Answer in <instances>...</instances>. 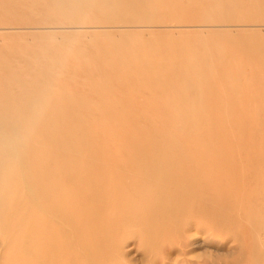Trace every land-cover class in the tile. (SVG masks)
Here are the masks:
<instances>
[{
	"label": "rangeland",
	"instance_id": "1",
	"mask_svg": "<svg viewBox=\"0 0 264 264\" xmlns=\"http://www.w3.org/2000/svg\"><path fill=\"white\" fill-rule=\"evenodd\" d=\"M34 1L0 0V264H259L264 0Z\"/></svg>",
	"mask_w": 264,
	"mask_h": 264
},
{
	"label": "bare ground",
	"instance_id": "2",
	"mask_svg": "<svg viewBox=\"0 0 264 264\" xmlns=\"http://www.w3.org/2000/svg\"><path fill=\"white\" fill-rule=\"evenodd\" d=\"M1 1H2V0H1ZM21 1H23V0H20V2H21ZM25 1H27V0H25ZM31 1H32V0H31ZM33 1H34V0H33ZM52 1H53V0H52ZM58 1H59V3H61V2L69 3V2H70L71 4H73L72 2H76V1H78V0H58ZM84 1H85V0H84ZM90 1H91V0H90ZM99 1H101V0H98L97 2H99ZM20 2H19V3H20ZM34 2H35V1H34ZM85 2H86V1H85ZM88 2H89V0H88ZM91 2H92V1H91ZM103 2H105V1H103ZM108 2H110V1L108 0ZM113 2H114V3H110V4H111V5H112V4H116V5H118V3L121 2V0H114ZM122 2H124V0H122ZM136 2H137V1H136ZM141 2H142V1H141ZM19 3H18V4H19ZM23 3H24V2H23ZM32 3H33V2H32ZM46 3H47V2H46ZM70 3H69V5H71ZM86 3H87V2H86ZM94 3H95V2H94ZM99 3H100V2H99ZM106 3H107V2H106ZM128 3H129V2H128ZM128 3H127V4H128ZM137 3H139V2H137ZM21 4H22V3H21ZM39 4H40V3H39ZM42 4H45V3L43 2ZM77 4H78V3H77ZM97 4H98V3H97ZM97 4H96V6H97ZM19 5H20V4H19ZM36 5H38V4H36ZM75 5H76V4H75ZM79 5H81V3H80ZM84 5H85V4H84ZM88 5H89V4H88ZM91 5H92V4H91ZM100 5H101V4H100ZM106 5H107V4H106ZM119 5H120V4H119ZM125 5H126V4H125ZM128 5H129V4H128ZM132 5H133V4H132ZM39 6H40V5H39ZM39 6H38V7H39ZM45 6H46V5H44V7H45ZM82 6H83V5H82ZM82 6H81V7H82ZM86 6H87V5H86ZM98 6H99V5H98ZM102 6H103V5H102ZM114 6H115V5H114ZM122 6H123V5H122ZM122 6H121V7H122ZM136 6H137V5H136ZM84 7H85V6H84ZM92 7H93V9H94V6H92ZM100 7H101V6H100ZM106 7H107V6H106ZM123 7H124V6H123ZM129 7H130V6H129ZM90 8H91V7H90ZM113 8H114V7H113ZM126 8L128 9V7H126ZM39 9H40V8H39ZM105 9H106V8H105ZM107 9H109V8L107 7ZM107 9H106V10H107ZM116 9H117V6H116ZM118 9H119V8H118ZM120 9H122V8H120ZM37 10H38V9H37ZM44 10L46 11L47 9L44 8ZM54 10H55V9H54ZM54 10H53V11H54ZM85 10H86V9H85ZM87 10H88V9H87ZM95 10H96V7H95L94 11H95ZM101 10H102V9H101ZM113 10H115V9H113ZM53 11L50 12V14L53 13ZM62 11H63V10H62ZM81 11H82V9H81ZM83 11H84V9H83ZM88 11L90 12V10H88ZM108 11H109V10H108ZM110 11H111V10H110ZM115 11H117V10H115ZM145 11H146V10H145ZM63 12H64V11H63ZM74 12H75V11H74ZM99 12H100V11H99ZM101 12H103V10H102ZM101 12H100V13H101ZM113 12H114V11H113ZM138 12H139V11H138ZM138 12H137V13H138ZM141 12H142V11H141ZM45 13H46V12H45ZM58 13H59V12H58ZM80 13H81V12H80ZM87 13H88V12H87ZM94 13H95V12H94ZM100 13H98L97 15H101V14H103V13H101V14H100ZM105 13H106V12H105ZM105 13H104L103 15H105ZM107 13H108V12H107ZM38 14H39V13H38ZM38 14H37V15H38ZM50 14H49V15H50ZM92 14H93V12H92ZM95 14H96V13H95ZM118 14H119V13H118ZM39 15H40V14H39ZM44 15H45V14H44ZM47 15H48V14H47ZM53 15H54V14H53ZM53 15H52V16H53ZM71 15H72V14H71ZM82 15H84V14H82ZM115 15H116V14H115ZM127 15H128V13H127ZM127 15H126V16H127ZM42 16H43V15H42ZM50 16H51V15H50ZM63 16H64V14H63ZM95 16H96V15H95ZM107 16H110V15L107 14ZM121 16H122V14H121ZM124 16H125V15H124ZM124 16H122V19H123ZM138 16H141V15H138ZM85 17H86V16H85ZM85 17H83L84 20H85ZM91 17H92V16H91ZM96 17H97V16H96ZM111 17H116V16H113V15H112ZM119 17H120V16H119ZM133 17H135V16H133ZM156 17H157V16H156ZM36 18H40V17H36ZM43 18H44V16H43ZM68 18H70V17H68ZM88 18H89V17H88ZM98 18H99V17H98ZM124 18H126V17H124ZM135 18H138V17L136 16ZM151 18H152V17H151ZM151 18H150V21H151ZM157 18H158V17H157ZM62 19H63V18H61V22H62ZM65 19H66V18H65ZM75 19H77V18H75ZM75 19H74V20H75ZM78 19H79V18H78ZM99 19H101V17H100ZM105 19H106V18H105ZM114 19H115V18H114ZM114 19H113V20H114ZM120 19H121V18H120ZM120 19H119V20H120ZM132 19L134 20V18H132ZM132 19H130V20H132ZM13 20H14V18H13ZM57 20H59V19H57ZM79 20H80V19H79ZM86 20H87V19H86ZM4 21H6V20H4ZM4 21H3V23L5 24ZM26 21H28V20H26ZM33 21H34V20H33ZM48 21H49V19H48ZM51 21H52V19H51ZM70 21H71V20H70ZM72 21H73V19H72ZM93 21H94V20H93ZM97 21H98V20H97ZM97 21H96V22H97ZM103 21H104V18H103ZM105 21H106V20H105ZM122 21H123V20H122ZM124 21H125V20H124ZM127 21H128V19L126 20V22H127ZM150 21H149V22H150ZM24 22H25V21H24ZM49 22H50V21H49ZM56 22H57V21H56ZM56 22H55V23H56ZM76 22H77V21H76ZM80 22H81V21H80ZM99 22H100V20H99ZM106 22H107V21H106ZM106 22H105V23H106ZM132 22H133V21H132ZM10 23L13 24L12 21H11ZM16 23L19 24V22H17V20H16ZM16 23H15V24H16ZM20 23L23 24V21H21ZM35 23H38V22H35ZM58 23H59V22H58ZM62 23H63V22H62ZM62 23H61V24H62ZM69 23H70V22H69ZM69 23H68V24H69ZM81 23H82V22H81ZM88 23H89V22H88ZM119 23H120V22H119ZM121 23H122V22H121ZM123 23H124V22H123ZM123 23H122V24H123ZM135 23H136V22H135ZM8 24H9V23H8ZM17 24H16V25H17ZM24 24H25V23H24ZM30 24H31V22H30ZM44 24H45V23H44ZM92 24H93V23H92ZM95 24H96V23H95ZM100 24H101V23H100ZM124 24H125V23H124ZM124 24H123V25H124ZM127 24H129V22H128ZM0 25H1V24H0ZM2 25H3V24H2ZM2 25H1V26H2ZM9 25H10V24H9ZM9 25H8V26H9ZM36 25H38V24H36ZM39 25H40V24H39ZM59 25H60V23H59ZM88 25H90V24H88ZM108 25H110V24H108ZM112 25H114V24H112ZM118 25H120V24H118ZM3 26H4V25H3ZM13 26H14V25H13ZM257 27H258V26H257ZM90 28H92V27H90ZM227 28H228V27H227ZM250 29H251V28H250ZM1 30H2V29H1ZM1 30H0V31H1ZM46 34H47V33H46ZM48 34H49V33H48ZM50 34H51V33H50ZM58 34H59V33H58ZM63 34H65V33H63ZM44 35H45V34H44ZM54 35H55V34H54ZM66 35H67V34H66ZM48 36H50V35H48ZM115 36H117V35H115ZM124 36H126V35H124ZM44 37H46V36H44ZM107 37H108V36H107ZM110 37H111V36H110ZM127 37H128V36H127ZM53 38H54V37H53ZM70 38H71V37H70ZM119 38H120V37H119ZM119 38H118V39H119ZM130 38H131V36H130ZM49 39H50V37H49ZM49 39H48V40H49ZM100 39H101V38H100ZM113 39H114V38H113ZM120 39H121V38H120ZM127 39H128V38H127ZM246 39H247V38H246ZM39 40H40V39H39ZM39 40H38V41H39ZM72 40H73V39H72ZM98 40H99V39H98ZM103 40H105V39H103ZM109 40H110V39H109ZM131 40H132V38H131ZM53 41H54V40H53ZM62 41H63V40H62ZM68 41H69V39H68ZM75 41H76V40H75ZM100 41H101V40H100ZM106 41H108V39H106ZM117 41H118V40H117ZM123 41H124V40H123ZM123 41H122V42H123ZM135 41H137V40H135ZM142 41H143V40H142ZM164 41H165V40H164ZM47 42H48V41H47ZM51 42H52V41H51ZM55 42H57V41H55ZM55 42H54V43H55ZM97 42H99V41H97ZM103 42H104V41H103ZM109 42H110V41H109ZM111 42H113V41H111ZM126 42H128V41L126 40ZM132 42H133V41H132ZM38 43H39V42H38ZM40 43H42V42H40ZM48 43H49V42H48ZM57 43H59V41H58ZM57 43H56V44H57ZM63 43H64V42H62L61 44H63ZM64 44H65V43H64ZM121 44H122V43H121ZM133 44H134V42H133ZM137 44H138V43H137ZM147 44H149V43H147ZM171 44H172V43H171ZM50 45H51V44H50ZM57 45H58V44H57ZM81 45H82V44H81ZM97 45H99V44L97 43ZM131 45H132V44H131ZM169 45H170V44H169ZM34 46H35V45H34ZM54 46H55V45H54ZM62 46H63V45H62ZM83 46H84V44H83ZM88 46H89V45H87V47H88ZM123 46H124V45H123ZM133 46L135 47V44H134ZM151 46H152V45H151ZM55 47H56V46H55ZM60 47H61V46H60ZM64 47H65V46H64ZM66 47H67V46H66ZM102 47H103V46H102ZM102 47H101V48H102ZM114 47H115V44H114ZM125 47H126V46H125ZM149 47H150V46H149ZM167 47H168V46H167ZM170 47H171V46H170ZM20 48H22V47H20ZM25 48H26V47H25ZM41 48H42V47H41ZM50 48L53 49L52 46H50ZM81 48H83V47H81ZM121 48H122V47H121ZM132 48H133V47H132ZM136 48H137V47H136ZM172 48H173V47H172ZM13 49H14V48H13ZM39 49H40V45H39ZM42 49H43V48H42ZM47 49H48V48H47ZM47 49H45V50H47ZM88 49H89V48H88ZM95 49H96V48H95ZM116 49H118V47H117ZM126 49H127V48H126ZM169 49H170V48H169ZM10 50H11V49H10ZM17 50H18V49H17ZM25 50H26V49H25ZM35 50H36V48H35ZM37 50H38V49H37ZM43 50H44V49H43ZM48 50H49V49H48ZM63 50H64V49H63ZM90 50H91V49H90ZM122 50H123V49H122ZM141 50H142V49H141ZM12 51H13V50H12ZM12 51H9V52L12 53ZM51 51H53V50H51ZM65 51H66V50H65ZM88 51H89V50H88ZM95 51H96V50H95ZM97 51H98V50H97ZM97 51H96V52H97ZM105 51H106V50H105ZM118 51H120V50L118 49ZM118 51H117V52H118ZM125 51H126V50H125ZM134 51H136V50L134 49ZM134 51L132 50V52H134ZM1 52H2V51H1ZM5 52H6V50H5ZM9 52H7V53H9ZM26 52H27V51H26ZM39 52H40V51H39ZM112 52H113V51H112ZM114 52H115V51H114ZM127 52L129 53L130 51L128 50ZM155 52L157 53V51H155ZM159 52H160V51H159ZM167 52H168V51H167ZM169 52H170V51H169ZM22 53H23V52H22ZM43 53H48V52H47V51H46V52L43 51ZM54 53H55V52H54ZM54 53H53V54H54ZM93 53H94V52H92V54H93ZM100 53H101V52H100ZM102 53H103V52H102ZM118 53H119V52H118ZM123 53H124V52H123ZM152 53H153V52H152ZM160 53H161V52H160ZM165 53H166V52H165ZM170 53H171V52H170ZM20 54H21V53H20ZM27 54H28V53H27ZM31 54H32V53H31ZM31 54H30V55H31ZM33 54H35V53H33ZM33 54H32V55H33ZM53 54H52V55H53ZM121 54H122V53H121ZM129 54H131V53H129ZM166 54H167V53H166ZM173 54H174V53H173ZM8 55H9V54H8ZM41 55H42V54H41ZM44 55H46V54H44ZM47 55H48V54H47ZM49 55H50V54H49ZM87 55H88V54H87ZM97 55H98V54H97ZM119 55H120V54H118V56H119ZM131 55H133V54H131ZM151 55H153V54H151ZM14 56H15V55H14ZM17 56H18V55H17ZM33 56H34V55H33ZM88 56H90V55H88ZM101 56H102V55H101ZM107 56H108V55H107ZM113 56H114V55H113ZM113 56H112V57H113ZM126 56L128 57V55H126ZM126 56H124V58H125ZM153 56H154V55H153ZM171 56H172V55H171ZM171 56H170V57H171ZM20 57H21V56H20ZM34 57H37V56H34ZM40 57H41V56H40ZM46 57H47V56H46ZM92 57H93V55H92ZM99 57H100V56H99ZM115 57H117V56H115ZM147 57H148V56H147ZM173 57H174V56H173ZM173 57H172V58H173ZM31 58H33V57H31ZM38 58H39V57H38ZM42 58H43V56H42ZM47 58H48V57H47ZM110 58H111V57H110ZM122 58H123V57H121V59H122ZM124 58H123V59H124ZM129 58H130V57H129ZM154 58H155V57H154ZM166 58H168V57L166 56ZM172 58H171V59H172ZM23 59H24V58H23ZM29 59H30V57H29ZM29 59H28V60H29ZM35 59H37V58H35ZM121 59H120V61H121ZM127 59H128V58H127ZM155 59H156V58H155ZM157 59H158V57H157ZM159 59H160V58H159ZM161 59H162V57H161ZM163 59H164V57H163ZM41 60H42V59H41ZM50 60H51V59H50ZM92 60H93V59H92ZM109 60H110V59H109ZM117 60H118V59H117ZM165 60H166V59H165ZM165 60H163V61L165 62ZM167 60H169V59H167ZM36 61H37V60H36ZM46 61H47V60L45 59V63H46ZM55 61H56V60H55ZM87 61H88V60H87ZM95 61H96V59H95ZM110 61H111V60H110ZM110 61H109V62H110ZM128 61H129V60H128ZM128 61H126V62H128ZM171 61H172V60H171ZM12 62H13V61H12ZM32 62L35 63V61H32ZM61 62H63V61H61ZM89 62H90V60H89ZM103 62H104V61H103ZM123 62H124V61H123ZM129 62H130V61H129ZM30 63H31V62H30ZM49 63H50V61H49ZM107 63H108V62H106V64H107ZM111 63H112V62H111ZM131 63H132V62H131ZM141 63H142V62H141ZM141 63H140V65H141ZM145 63H146V62H145ZM150 63H151V62H150ZM165 63H166V62H165ZM47 64H48V63H47ZM47 64H45V65H47ZM69 64H70V63H69ZM88 64H89V63H88ZM92 64H93V63H91V65H92ZM96 64H97V63H96ZM101 64H102V63H101ZM115 64H116V63H115ZM123 64H124V63H123ZM153 64H154V62H153ZM174 64H175V63H174ZM73 65H74V64H73ZM81 65H82V64H81ZM94 65H95V63H94ZM98 65H99V64H98ZM98 65H97V66H98ZM110 65H111V64H110ZM124 65H126V64H124ZM154 65H155V64H154ZM178 65H179V64H178ZM31 66H32V65H31ZM43 66H44V65H43ZM50 66H51V64H50ZM103 66H104V65H103ZM114 66H116V65H114ZM120 66H121V64H120ZM129 66H130V65H129ZM136 66H137V65H136ZM39 67H40V66H39ZM81 67H83V66H81ZM109 67H110V66H109ZM112 67H113V66H112ZM123 67H124V66H123ZM126 67H127V66H126ZM131 67H132V65H131ZM151 67H153V65H151ZM173 67H174V66H173ZM91 68H92V67H91ZM106 68H107V67H106ZM114 68H115V67H114ZM117 68H118V67H117ZM136 68H138V67H136ZM136 68H135V69H136ZM140 68H141V67H140ZM148 68H149V67H148ZM27 69H28V68H27ZM45 69H47V66H46ZM45 69H44V70H45ZM101 69H102V68H101ZM110 69H111V68H110ZM154 69H155V68H154ZM154 69H153V70H154ZM34 70H35V69H34ZM44 70H42V71H44ZM80 70H81V69H80ZM87 70H88V69H87ZM91 70H92V69H91ZM105 70H106V69H105ZM129 70H130V68H129ZM133 70H134V68H133ZM140 70H141V69H140ZM150 70H151V69H149V72H150ZM165 70H166V69H165ZM167 70H168V69H167ZM35 71H36V70H35ZM124 71H125V70H124ZM135 71H136V70H135ZM161 71H162V70H161ZM179 71H181V70H179ZM40 72H41V70H40ZM49 72H50V71H49ZM92 72H93V71H92ZM162 72H163V71H162ZM167 72H168V71H167ZM173 72H174V71H173ZM37 73H39V72H36V74H37ZM52 73H53V72H52ZM124 73H125V72H124ZM140 73H141V72H140ZM143 73H144V72H143ZM143 73H142V74H143ZM150 73H151V72H150ZM165 73H166V72H165ZM31 74H32V72H31ZM44 74H45V72H44ZM54 74H55V73H54ZM92 74H93V73H92ZM94 74H96V73H94ZM126 74H127V71H126ZM128 74L130 75L129 72H128ZM142 74H141V77H142L145 73H144L143 75H142ZM167 74H168V73H167ZM184 74H185V73H184ZM33 75H34V74H33ZM42 75H43V73H42ZM98 75H99V74H98ZM102 75H103V74H102ZM122 75H123V74H122ZM146 75H147V74H146ZM153 75H154V74H153ZM159 75H160V74H159ZM159 75H158V76H159ZM161 75H162V74H161ZM165 75H166V74H165ZM40 76H41V75H39V77H40ZM74 76H75V75H74ZM110 76H111V75H110ZM124 76H125V75H124ZM137 76H138V75H137ZM137 76H136V77H137ZM144 76H145V75H144ZM154 76H155V75H154ZM154 76H153V77H154ZM36 77H37V76H36ZM55 77H56V76H55ZM63 77H64V76H63ZM79 77H80V76H79ZM79 77H78V79H79ZM100 77H101V76H100ZM103 77H104V76H103ZM103 77H102V78H103ZM111 77H112V76H111ZM120 77H122V76H120ZM129 77H130V76H129ZM139 77H140V76H139ZM141 77H140V79H141ZM34 78H35V77H34ZM122 78H123V77H122ZM127 78H128V77H127ZM147 78H148V77H147ZM161 78H162V77H161ZM163 78H164V77H163ZM170 78H171V77H170ZM174 78H175V77H174ZM29 79H30V78H29ZM99 79H100V78H99ZM119 79H120V78H119ZM130 79H132V77H130ZM138 79H139V78H138ZM140 79H139V80H140ZM149 79H150V77H149ZM151 79H152V78H151ZM6 80H7V79H6ZM35 80H36V78H35ZM38 80H39V79H38ZM38 80H37V81H38ZM95 80H97V79H95ZM101 80H102V79H101ZM120 80H121V79H120ZM136 80H137V79H136ZM33 81H34V79H33ZM37 81H36V83H37ZM78 81H79V80H78ZM156 81H157V80H156ZM38 82H39V81H38ZM96 82H97V81H96ZM152 82H153V81H152ZM31 83H32V81H31ZM94 83H95V82H94ZM101 83H102V82H101ZM202 83H203V82H202ZM27 84H28V83H27ZM27 84H26V86H27ZM39 84H40V82H39ZM55 84H56V83H55ZM89 86H90V85H89ZM93 86H95V84H94ZM165 86H166V85H165ZM176 86H177V85H176ZM176 86H175V87H176ZM73 87H74V86H73ZM94 88L96 89V87H94ZM37 89H38V88H37ZM77 93H78V92H77ZM54 98H55V96H54ZM71 98H72V97H71ZM151 101H152V100H151ZM149 102H150V101H149ZM150 103H151V102H150ZM175 104H176V103H175ZM202 104H203V103H202ZM146 105H147V103H146ZM168 105H169V104H168ZM62 106H63V105H62ZM202 108H203V107H202ZM151 109L153 110L154 108H151ZM199 110H200V109H199ZM205 110H206V109H205ZM154 111H155V109H154ZM194 111H195V108H194ZM149 112H150V111H149ZM199 112H200V111H199ZM1 129L3 130V128H1ZM1 129H0V132L3 133L4 131H2ZM16 137H17V135H16ZM0 138H1V139H0V146H1L0 148L4 151V153H5L10 159H12V160H13L14 162H16V164H17L18 161L21 159V158H20V153H19L18 149H21L24 145H23V146H20L21 148H17V144H20V143H16L15 140H14L13 138H11V137H9V136H7V135H3V136H1ZM17 139H18V138H17ZM61 140H62V138H61ZM73 146H75V145H73ZM22 149H25V148H22ZM22 149H21V151H22ZM68 150H69V149H68ZM23 151H24V150H23ZM0 154H1V152H0ZM23 155H25V153H24ZM25 156H26V155H25ZM26 158H27V157H26ZM24 159H25V158H24ZM24 159H23V160H24ZM9 163H10V162H9ZM9 163H8V164H9ZM26 163H27V162H25L24 164L26 165ZM83 163H84V162H83ZM28 164H29V163H28ZM0 165H1V164H0ZM25 165H24V168L21 167V168H18V169H17V171H16V175H17V177L19 178V182H24V181L26 182V180H28V178H29V180H31V182H32V179H30V177H32V175H30V172H29V171H28V172H29V175H30V176H29V175H26V174H28V172L26 173V169L28 168V166H27V168H26ZM15 166H16V165H15ZM18 167H19V166H18ZM24 169H25V170H24ZM142 169H143V168H142ZM161 170H162V169H161ZM196 170H197V169H196ZM160 174H161V173H160ZM26 176H29V177L26 178ZM159 176H160V175H159ZM18 178H17V179H18ZM160 178L162 179V177H160ZM41 180L43 181V178H41ZM159 180H160V179H159ZM47 181H48V180H47ZM27 182L29 183L30 181H27ZM160 182H161V181H160ZM8 184H9V182H8ZM8 184H7V185H8ZM30 184H32V186H33V183H30ZM21 185H22V183L20 184V186H21ZM25 185H26V183H25ZM37 185H38V184H37ZM29 187H30V186H29ZM33 187H35V186H33ZM42 187H43V186H42ZM27 188H28V187H27ZM35 188H36V187H35ZM35 188H34V189H35ZM39 188H40V187H39ZM32 189H33V188H32ZM32 189H31V190H32ZM34 189H33V190H34ZM36 189H37V188H36ZM36 189H35V190H36ZM18 190H19V189H18ZM22 190H23V189H22ZM6 192H7V191H6ZM16 192H17V191H16ZM18 193H19V192H17V194H18ZM33 193H34V191H33ZM36 193H37V192H36ZM52 193H54V192H52ZM3 194H4V193H3ZM9 194H10V193H9ZM34 194H35V193H34ZM36 195H37V194H36ZM43 195H44V197H45V194H43ZM52 195H53V194H52ZM257 195H259V194H257ZM22 196H23V195H22ZM5 197H6V196H5ZM25 197H26V193H25ZM25 197H24V199H25ZM38 197L40 198V196H38ZM47 197H48V196H47ZM41 198H42V197H41ZM45 198H46V197H45ZM46 199H47V198H46ZM48 199H49V198H48ZM22 200H23V199H22ZM25 200L28 201V203L31 205V207H34V208H36V209L41 210V209H40V207H41L40 203L38 202V200H37L36 198H34V195H33L32 193L29 192V194H28V196H27V198H26ZM39 201H40V200H39ZM22 202H23V201H22ZM6 203H7V202H6ZM8 203H9V201H8ZM8 203H7V205H8ZM26 203H27V202H26ZM55 203H56V202H55ZM21 204H22V203H21ZM29 204H28V207H29ZM41 204H42V203H41ZM43 204H44V203H43ZM43 204H42V206H43ZM49 204H50V203H49ZM49 204H48V206H49ZM53 204H54V203H53ZM60 204H61V203H60ZM16 205H17V204H16ZM56 205H57V203H56ZM61 205H62V204H61ZM61 205H60V206H61ZM8 206H9V205H8ZM17 206H18V205H17ZM25 206H26V205H25ZM45 206H47V204H45ZM48 206H47V207H48ZM50 206H51V205H50ZM50 206H49V207H50ZM54 206H55V205H54ZM64 206H65V205H64ZM19 207H20V206H19ZM26 207H27V206H26ZM56 207H58V205H57ZM34 208H32V209H34ZM50 208H51V207H50ZM50 208H47V210L50 209ZM54 208H55V207H54ZM54 208H52V209H54ZM58 208H59V207H58ZM62 208L65 209V207H63V206H62ZM62 208H61V209L59 208V210H58V209H57V210H58V211L61 210L60 212H62ZM14 209H15V208H14ZM23 209H24V208H23ZM27 209H28V208H27ZM42 209H43V208H42ZM64 209H63V210H64ZM21 210H22V205H21ZM25 210H26V208H25ZM29 210H30V208H29ZM44 210H46V209L44 208ZM47 210H46V211H47ZM54 210L56 211V209H54ZM54 210H53V211H54ZM3 211H4V210H3ZM8 211H9V210H8ZM22 211H23V210H22ZM22 211H21V212H22ZM34 211H36V210L34 209ZM34 211H33V212H34ZM49 211H50V210H49ZM58 211H56V212H54V213H55V214H56V213H59ZM23 212H24V211H23ZM42 212H43V211H42ZM37 213H38L39 215H43V214H41V213L38 212V211H37ZM49 213H52V212H49ZM54 213H53V216H54ZM62 213H63V212H62ZM10 214H11V212H10ZM31 214H32V213H31ZM47 214H48V212H47ZM47 214H46V215H47ZM11 215H12V214H11ZM20 215H21V214H20ZM23 215H24V213H23ZM63 215L65 216V214H63ZM63 215H62V216H63ZM84 215H85V214H84ZM6 216H7V215H6ZM44 216H45V215H44ZM50 216H52V215H50ZM64 216H63V217H64ZM13 217H14V216H13ZM30 217H31V219H32V215H31ZM60 217H61V216H60ZM60 217H58V218H60ZM72 217H73V216H72ZM38 218H39V217H38ZM46 218H47V217H46ZM48 218H49V217H48ZM52 218H53V217H52ZM54 218H55V216H54ZM54 218H53V219H54ZM66 218L68 219L67 216H65V219H66ZM158 218H159V220H160V217H158ZM158 218L155 220L156 222H157ZM15 219H16V218H15ZM31 219H30V220H31ZM44 219H45V218H44ZM50 219H51V218H49L48 221H50ZM61 219H62V221H63V218H61ZM71 219H73V218H71ZM71 219H69V220L71 221ZM13 220H14V219H13ZM55 220H57V219L55 218ZM58 220H59V219H58ZM159 220H158V221H159ZM17 221H18V220H17ZM62 221H59V222H62ZM64 221H66V220H64ZM67 221H68V220H67ZM73 221H75V220H72V222H69V223L71 224V223H73ZM85 221H86V220H85ZM160 221H161V220H160ZM82 222H83V221H82ZM87 222L89 223V221H87ZM161 222H162V221H161ZM25 223H26V222H24V224H25ZM41 223H42V222H41ZM57 223H58V221H57ZM88 223H87V224H88ZM158 223H159V222H158ZM49 224L52 225V223H50V222H49ZM73 224H74V223H73ZM232 224H233V223H232ZM27 225H28V222H27ZM64 225H65V224H64ZM64 225H63V226H64ZM88 225H89V224H88ZM236 225H237V224H236ZM236 225H235V226H236ZM12 226H13V225H12ZM16 226H17V225H16ZM56 226H57V225H56ZM59 226H60V224L58 225V227H59ZM66 226H68L67 222H66L65 228H66ZM69 226H70V225H69ZM77 226H78V225H77ZM77 226H74V227H77ZM237 226H238V225H237ZM263 226H264V224H263ZM20 227H21V226H20ZM23 227H25V226H23ZM28 227H29V225H28L27 227H25V228H28ZM58 227H57V229H58ZM71 227H73V226L71 225ZM8 228H9V227H8ZM12 228H13V227H12ZM55 228H56V227H55ZM65 228H64V229H65ZM17 229H18V226H17ZM20 229H21V228H20ZM61 229H62V228H61ZM61 229H60V232H61V234H62V231H63V230H61ZM233 229H234V227H233ZM235 229H236V228H235ZM241 229H242V227H240V230H239V231H242ZM0 230H1V228H0ZM3 230H4V229H2L1 231H3ZM27 230H28V229H27ZM27 230H26V231H27ZM236 230H237V229H236ZM6 231H7V236H8V230H6ZM11 231H12V230H11ZM15 231H16V230H14V232H15ZM18 231H19V233H20L21 231H24V230H21V231L18 230ZM64 231H65V230H64ZM239 231H237V232H239ZM58 232H59V231H58ZM10 233H11V232H10ZM234 233H235V232H234ZM241 233H242V232H241ZM4 234H5V233H4ZM26 234H27V233H26ZM40 234H41V232H40ZM59 234H60V233H59ZM63 234H65V233H63ZM239 234H240V233H239ZM67 235H68V234H67ZM76 235H77V234H76ZM41 236H42V235H41ZM45 236L47 237V234H45ZM58 236H59V235H58ZM60 236H62V235H60ZM60 236H59V237H60ZM48 237H49V236H48ZM63 237H64V235H63ZM66 237H67V236H66ZM66 237H64V238H66ZM76 237H77V236H76ZM197 237H198V236H197ZM61 238H62V237H61ZM35 239H36V238H35ZM43 239H46V238L43 237ZM62 239H63V238H62ZM66 239L68 240L69 238H66ZM23 240H24V237H23ZM39 240H40V239H39ZM49 240H52V239H49ZM63 240H64V239H63ZM67 240H65V241H67ZM237 240H239V237H238ZM25 241H26V239H25ZM30 241H31V240H30ZM47 241H48V240H47ZM81 241H82V239H81ZM35 242H36V241H35ZM44 242H45V241H44ZM87 242H88V241H87ZM116 242H117V241H116ZM120 242H121V241H120ZM242 242H243V241H242ZM25 243H26V242H25ZM25 243L23 242V246H24ZM48 243H49V242H48ZM69 243H70V241H69ZM69 243L66 242V244H69ZM84 243H85V242H84ZM26 244H27L26 247H28V243H26ZM26 244H25V245H26ZM73 244H74V243H73ZM73 244H72V242L70 243L71 246H74ZM121 244H122V242H121ZM239 244H242V243L240 242ZM32 245L35 246L36 244H32ZM32 245L29 246L28 248H30V247L33 248ZM57 245H58V244H57ZM70 245H69V246H70ZM66 246H67V245H66ZM117 246H120V245L118 244ZM123 246H124V245H123ZM39 247H40V246H39ZM81 247H82V246H81ZM81 247H80V248H81ZM87 247H88V246H87ZM121 247H122V246H121ZM121 247H120V248H121ZM28 248H27V249H24V248H23V249H24L25 252H26V250H28ZM69 248L71 249V247H69ZM116 248H117V247H116ZM123 248H124V247H123ZM123 248H122V249H123ZM23 249H22V250H23ZM35 249H36V248H34V250H35ZM81 249H82V248H81ZM118 249H119V248H118ZM71 250H72V249H71ZM82 250H83V249H82ZM87 250H88V248H87ZM88 251H89V250H88ZM28 252H30V251L28 250ZM33 252H35V251L32 250V252H31L32 254H31V253H28V254H31V255H32L31 257H33ZM38 252H39V250H38ZM40 252H41V250H40ZM40 252H39V254H40ZM48 252H49V251H48ZM83 252H84V251H83ZM85 252H86V249H85ZM35 253H36V252H35ZM41 253H42V252H41ZM23 254H24V253H23ZM25 254H26V253H25ZM28 254H27V255H28ZM34 255H36V254H34ZM28 257H29V256H28ZM36 257H38V255H37ZM39 257H41V255H40ZM34 258H35V256H34ZM41 258H42V257H41ZM41 258H40V259H41ZM88 258H89V257H88ZM36 259H37V258H36ZM40 259H39V260H40ZM41 260H42V259H41ZM35 261H36V263H39V262H37V260H35ZM40 263H43V261H41ZM46 264H48V263H46ZM91 264H92V263H91ZM259 264H264V255H262V256L259 258Z\"/></svg>",
	"mask_w": 264,
	"mask_h": 264
}]
</instances>
